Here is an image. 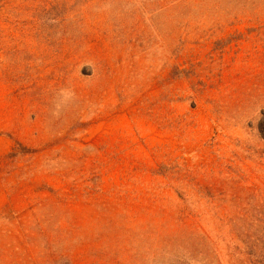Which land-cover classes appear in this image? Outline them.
<instances>
[{"label": "rangeland", "instance_id": "1", "mask_svg": "<svg viewBox=\"0 0 264 264\" xmlns=\"http://www.w3.org/2000/svg\"><path fill=\"white\" fill-rule=\"evenodd\" d=\"M0 264H264V0H0Z\"/></svg>", "mask_w": 264, "mask_h": 264}]
</instances>
